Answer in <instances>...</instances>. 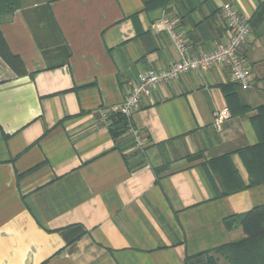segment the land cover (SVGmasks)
Here are the masks:
<instances>
[{"label":"crops","instance_id":"obj_1","mask_svg":"<svg viewBox=\"0 0 264 264\" xmlns=\"http://www.w3.org/2000/svg\"><path fill=\"white\" fill-rule=\"evenodd\" d=\"M223 3L250 24L248 87L224 64L189 71L111 131L109 108L137 75L178 58L160 18L190 55L210 52L226 37ZM0 33L11 55L0 54V264H208L244 238L264 182L221 195L223 158L247 184L239 151L259 142L264 0H19Z\"/></svg>","mask_w":264,"mask_h":264},{"label":"built area","instance_id":"obj_2","mask_svg":"<svg viewBox=\"0 0 264 264\" xmlns=\"http://www.w3.org/2000/svg\"><path fill=\"white\" fill-rule=\"evenodd\" d=\"M225 22V40L219 43L213 51L190 55L187 45L180 31L166 15L157 22V27L169 34L178 52V58L166 68L147 69L137 75L136 81L123 101L111 106L112 113H118L127 119L131 116L141 99L149 96L159 84L177 80L189 71H203L216 64L228 67L231 79L242 88H247L251 78V69L242 56V47L250 34L248 18L238 11L231 3H223L219 9ZM107 113L103 112L105 116ZM230 115L228 107L214 112V122L225 120ZM132 131V127L129 126ZM140 143V142H139Z\"/></svg>","mask_w":264,"mask_h":264},{"label":"trees","instance_id":"obj_3","mask_svg":"<svg viewBox=\"0 0 264 264\" xmlns=\"http://www.w3.org/2000/svg\"><path fill=\"white\" fill-rule=\"evenodd\" d=\"M19 6V0H0V18L11 14ZM0 54L3 57H11L0 33ZM230 86H223L226 97L235 98L234 94L229 90ZM241 109L245 108L239 104ZM110 124V130L113 128H124L127 126L128 119L118 113L113 114ZM251 121L259 137V142L252 146L239 151L249 175V182L243 184L238 176L234 175V169L230 166L227 158H223L228 178L222 174L224 191L221 195H227L244 188L258 185L264 182V105L258 107L257 113L251 116ZM225 172V171H224ZM226 172V173H227ZM231 173L234 176H231ZM244 238L237 242L224 244L216 248V253H222L228 258L232 264H264V204L256 206L248 210L241 217ZM243 252V253H242ZM208 264H216L214 256L208 259Z\"/></svg>","mask_w":264,"mask_h":264},{"label":"rangeland","instance_id":"obj_4","mask_svg":"<svg viewBox=\"0 0 264 264\" xmlns=\"http://www.w3.org/2000/svg\"><path fill=\"white\" fill-rule=\"evenodd\" d=\"M243 253V252H242ZM218 256H214L216 264H232L228 258H225L222 253H216Z\"/></svg>","mask_w":264,"mask_h":264}]
</instances>
